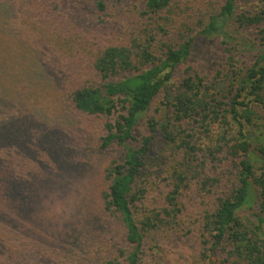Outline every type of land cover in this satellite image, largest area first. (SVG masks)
Returning <instances> with one entry per match:
<instances>
[{
  "label": "trees",
  "instance_id": "trees-1",
  "mask_svg": "<svg viewBox=\"0 0 264 264\" xmlns=\"http://www.w3.org/2000/svg\"><path fill=\"white\" fill-rule=\"evenodd\" d=\"M238 3L0 0V264H176L186 238L264 264V0ZM214 32L252 62L180 72Z\"/></svg>",
  "mask_w": 264,
  "mask_h": 264
},
{
  "label": "rangeland",
  "instance_id": "rangeland-1",
  "mask_svg": "<svg viewBox=\"0 0 264 264\" xmlns=\"http://www.w3.org/2000/svg\"><path fill=\"white\" fill-rule=\"evenodd\" d=\"M252 4H254V0H239L238 6L250 7ZM231 19H225L224 26L233 31V26H231L233 25V21ZM222 29V26H219L218 32H221ZM218 32H214L208 36V38L206 37L201 39L196 43L192 57L188 62L180 67V72L186 67L187 64L198 65L203 69L204 72L209 74H214L217 68L226 70L229 65L227 64L228 56L225 53L224 47L228 46L230 43H232L230 46L233 48V59L238 65H242L244 61L252 62L251 55L258 49V42L252 36H250L248 33L245 34L243 32H237V38L235 36L234 38L231 37L230 43L224 44L222 42V38L215 36L219 34ZM43 99L47 101L49 100V96H44ZM85 122H87L88 128L92 131V133L90 131L89 132L91 135H93L94 140L95 137H97L101 132V124L100 122L92 119L85 120ZM56 137L58 136L51 135L48 137V139H39L36 142L35 147L44 150L51 148L57 151L56 146L61 147L63 145V141L61 137ZM47 205L48 203L45 205V207H47ZM244 211L249 212L248 208ZM194 248L195 244L193 241H191V239L186 238L184 241H181L176 250L178 254V261H176V264H196V262L199 260V254Z\"/></svg>",
  "mask_w": 264,
  "mask_h": 264
}]
</instances>
